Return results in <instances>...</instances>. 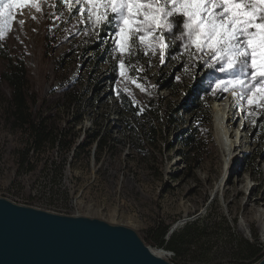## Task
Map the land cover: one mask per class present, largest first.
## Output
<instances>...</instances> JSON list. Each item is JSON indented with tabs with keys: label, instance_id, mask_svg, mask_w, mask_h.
I'll list each match as a JSON object with an SVG mask.
<instances>
[{
	"label": "rangeland",
	"instance_id": "374dc122",
	"mask_svg": "<svg viewBox=\"0 0 264 264\" xmlns=\"http://www.w3.org/2000/svg\"><path fill=\"white\" fill-rule=\"evenodd\" d=\"M72 2L71 11L64 0H36L40 11L30 5L13 9L11 28L0 39V198L129 227L152 250L159 248L146 237L157 223L172 230L206 225L209 240L202 248L193 246L180 257L163 254L172 264L250 263L234 252L240 240L259 242L264 254L263 221L223 194L235 173L228 171L220 187L227 166L216 116L232 90L215 85L233 73L220 72L210 57L190 61L181 46L186 39L175 30L165 33L170 47L164 64L158 50L144 55L138 41L135 54L122 57L113 28L94 31ZM8 58L27 68L28 107L36 123L63 139L31 150L30 169L18 165L29 134L4 113L11 95L2 77ZM236 102L234 140L244 143L235 151L240 161L234 169L250 185L245 197L260 199L264 209V108Z\"/></svg>",
	"mask_w": 264,
	"mask_h": 264
},
{
	"label": "snow or ice",
	"instance_id": "6c2138e0",
	"mask_svg": "<svg viewBox=\"0 0 264 264\" xmlns=\"http://www.w3.org/2000/svg\"><path fill=\"white\" fill-rule=\"evenodd\" d=\"M64 3L71 11L72 0ZM27 5L40 11L36 0H0V39L11 28L12 10ZM75 6L94 31L113 28L112 42L122 57L135 54L138 41L144 55L158 50L164 64L170 47L165 33L178 31L190 61L210 57L220 72L233 73L216 83L217 90H232L249 106L264 108V0H75ZM119 67L123 75L124 59Z\"/></svg>",
	"mask_w": 264,
	"mask_h": 264
},
{
	"label": "water",
	"instance_id": "95a60500",
	"mask_svg": "<svg viewBox=\"0 0 264 264\" xmlns=\"http://www.w3.org/2000/svg\"><path fill=\"white\" fill-rule=\"evenodd\" d=\"M0 264H172L131 228L0 198ZM256 264H264V257Z\"/></svg>",
	"mask_w": 264,
	"mask_h": 264
},
{
	"label": "trees",
	"instance_id": "16d2710c",
	"mask_svg": "<svg viewBox=\"0 0 264 264\" xmlns=\"http://www.w3.org/2000/svg\"><path fill=\"white\" fill-rule=\"evenodd\" d=\"M178 36L180 33L178 32ZM184 39V38H183ZM8 63L2 72L3 79L8 83L11 89V95L7 101V106L4 110L5 116L13 124V127H23L29 134L28 149L23 151L18 159L19 167L31 168L29 158V152H39L42 146L50 142L53 145L56 142H61L60 135L53 131L44 123H36V120L29 110L28 98H27V75L28 71L24 62L20 59L11 60L7 59ZM129 108L132 109L131 103L126 102ZM159 110L157 114L162 111V104H159ZM151 113V112H150ZM208 110L205 111V114ZM208 120V118H207ZM63 135V132L59 133ZM96 139V138H95ZM94 141V140H93ZM92 143H88L84 146H90ZM82 146V148L84 147ZM98 147L101 151L103 147V141L100 142L98 138ZM50 173L48 174V176ZM55 174H51V178H54ZM222 227L219 228L221 234ZM208 227L198 226L194 224H188L182 228L172 230V225L164 223H157L153 228L147 232V243L149 245L157 246L165 250L174 252L176 257H180L185 254L189 248L193 246L195 248H202V244L205 240H209ZM163 250L164 252H166ZM235 254L242 256L246 259H251L250 263L240 264H256L264 257L262 254V247L257 241L240 240L236 243Z\"/></svg>",
	"mask_w": 264,
	"mask_h": 264
},
{
	"label": "bare ground",
	"instance_id": "6f19581e",
	"mask_svg": "<svg viewBox=\"0 0 264 264\" xmlns=\"http://www.w3.org/2000/svg\"><path fill=\"white\" fill-rule=\"evenodd\" d=\"M237 92L240 91V89H236ZM234 97V98H233ZM242 101V102H247L246 99H241L238 95L234 96L232 94V97H229V99L225 102V104L221 105V107L218 108L217 116H216V123L218 125L217 127V141L218 144L221 148V150L224 153V158H225V164L227 166V169L225 171V175L222 179L220 187L223 185V182L226 179V175L228 171H232L235 173V177L237 180L231 181V179H227V185L223 188V194H226L227 196H232L233 202H236L237 204H240L244 209H247V213H251L249 216L250 218H253L254 220H262V231H263V237H264V209H262V205L260 204V199L257 200H251L248 197H245V190L246 188H250L248 182L246 181V177L243 174H240V171L237 169H234L236 164L239 163V158H237V155L235 154V151L238 149V147H242L244 140L241 139L240 144L238 145L236 140L234 138L238 137L237 132H234L233 125L236 123L234 121L235 119V109H236V104L237 101ZM241 138V136H240ZM233 139V140H232ZM256 166L261 165V161L258 162L256 161L255 163ZM249 220V219H247ZM250 224V223H249ZM151 249V248H150ZM163 248L159 249H151V251L165 259L163 257V254L167 256V251L165 250L166 253L163 252ZM260 261V260H259ZM258 261V262H259Z\"/></svg>",
	"mask_w": 264,
	"mask_h": 264
}]
</instances>
